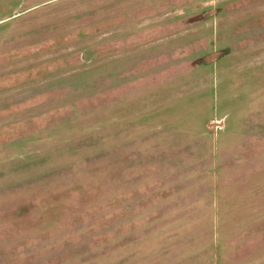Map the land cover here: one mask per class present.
Instances as JSON below:
<instances>
[{"label":"rangeland","instance_id":"rangeland-1","mask_svg":"<svg viewBox=\"0 0 264 264\" xmlns=\"http://www.w3.org/2000/svg\"><path fill=\"white\" fill-rule=\"evenodd\" d=\"M0 264H264V0H0Z\"/></svg>","mask_w":264,"mask_h":264}]
</instances>
